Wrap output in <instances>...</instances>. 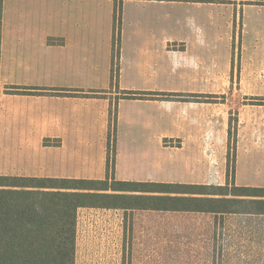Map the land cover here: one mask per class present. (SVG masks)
<instances>
[{
  "label": "crops",
  "instance_id": "obj_1",
  "mask_svg": "<svg viewBox=\"0 0 264 264\" xmlns=\"http://www.w3.org/2000/svg\"><path fill=\"white\" fill-rule=\"evenodd\" d=\"M170 3L183 2L0 0L1 177L75 179L108 182L111 186L174 185L194 193L100 191L113 195L232 197L203 195L204 186L210 190L234 186L208 185L202 168L211 164L209 152L228 150L233 98L250 97L264 103V44L255 47L254 55L263 59L254 81L258 89L251 91L245 73L232 68L227 57L229 48L220 49L214 25L206 32L197 19L172 21L171 16L166 17V5ZM166 20L172 21L168 27ZM195 23L200 32L192 33L188 24ZM220 96L227 99L222 101ZM261 108L259 105V113ZM114 109L119 129L114 170L123 174L111 180L107 137ZM238 110L242 132L237 150L241 151L239 143L250 139L245 131L252 128V122L250 105L239 106ZM128 136H133L131 148L125 145ZM154 136L159 140L157 147L150 143ZM261 136L255 143L258 152H264ZM136 137L145 143L140 144ZM46 138L54 140L55 146L46 148ZM165 140L179 146L164 145ZM137 155L143 166L140 168L148 173L149 167L157 166L159 175L166 173L168 178L134 180L125 176L124 169L132 166ZM172 169L181 173L180 178L170 177H175ZM235 186L264 189V180L249 179ZM125 207L79 209L75 264H125L122 240L79 242L82 218L87 221L86 227L101 224L110 230L118 224L122 231L125 216L140 210L194 218L211 216L214 232L229 230L232 220L238 229L252 219L264 229V215L145 210L136 209L135 204Z\"/></svg>",
  "mask_w": 264,
  "mask_h": 264
},
{
  "label": "rangeland",
  "instance_id": "obj_2",
  "mask_svg": "<svg viewBox=\"0 0 264 264\" xmlns=\"http://www.w3.org/2000/svg\"><path fill=\"white\" fill-rule=\"evenodd\" d=\"M182 2L181 5L171 3L166 5V17L171 16L172 21L182 20V17L183 20L197 19L202 22L201 26H204L206 32H209L214 25L219 32L220 49L229 48L227 57L232 62V68L236 73L239 71L245 73L251 91L258 89L256 88L258 83L254 85V81L259 68H262L259 61L263 57L255 56L254 51L255 47L264 44V0H182ZM195 3H206V6L197 7ZM120 20L121 14H119ZM172 21L166 20V27L169 26L168 22ZM188 26L190 32H200L197 30V23ZM198 29L202 28L198 27ZM119 43L120 39L116 47L118 58ZM220 57L222 58L221 55ZM118 67L117 61V74H115L117 78ZM220 98L225 101L227 96ZM233 99L235 104L229 110L231 127L228 150L209 152L212 158L211 164L202 168L204 182L209 183L208 185L232 187L241 185L249 179L264 180V152H258L255 145L259 142L260 135H262L261 139H264V103L256 102L250 97L235 96ZM242 105H250L252 128L244 130L246 137L248 134L250 139L241 140L239 145L242 150L238 151V135L241 130L239 123L242 119L238 107ZM259 105L263 106L260 113ZM112 112L113 120L107 137L108 154L111 158L108 172L110 179L116 180L115 178L123 172L114 170L115 157L118 154L116 147L119 143V129L116 125V109ZM137 138L140 144L145 143L140 137ZM125 139H127L125 145L131 148L133 136ZM150 143L157 147L159 145L157 136L152 137ZM171 144V141H164V145ZM172 145L179 146V143ZM44 146L46 148L55 146V141L46 138ZM154 153H157V148ZM137 156L138 159L132 160V166L124 169L125 176L134 180L168 178L166 173L159 175L157 166L149 167L147 173L146 169L140 168L143 166L139 165L140 157ZM46 168L49 170V166ZM151 171L153 173H149ZM171 174L175 177H170L175 179L181 176V173H174V170ZM211 219V216L194 218L183 217L179 213L137 210L125 216L123 220L125 228L123 227L121 231L118 224L117 228L110 230L104 229L101 224L86 227L87 221L82 218L78 240L80 243L91 239H114L118 242L122 240L125 264H264V229L259 222L256 224L252 219L249 224L245 222L242 229H238L234 225L236 221L232 220L233 224L229 230L214 232L211 230Z\"/></svg>",
  "mask_w": 264,
  "mask_h": 264
},
{
  "label": "trees",
  "instance_id": "obj_3",
  "mask_svg": "<svg viewBox=\"0 0 264 264\" xmlns=\"http://www.w3.org/2000/svg\"><path fill=\"white\" fill-rule=\"evenodd\" d=\"M204 187L203 195L232 197L113 195L100 191L112 188L114 192L194 193L174 185L116 183L111 186L108 182L75 179L0 176V264H75L80 208L116 205L126 208L135 204L136 209L145 210L264 215V189Z\"/></svg>",
  "mask_w": 264,
  "mask_h": 264
}]
</instances>
